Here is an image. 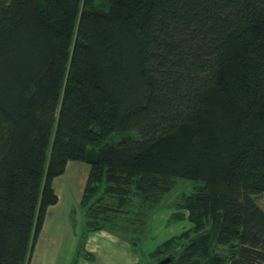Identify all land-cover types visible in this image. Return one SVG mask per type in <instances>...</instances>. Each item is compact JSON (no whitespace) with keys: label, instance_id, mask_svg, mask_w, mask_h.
<instances>
[{"label":"trees","instance_id":"trees-1","mask_svg":"<svg viewBox=\"0 0 264 264\" xmlns=\"http://www.w3.org/2000/svg\"><path fill=\"white\" fill-rule=\"evenodd\" d=\"M69 161L84 229L184 181L154 264H264V0H0V264H29Z\"/></svg>","mask_w":264,"mask_h":264},{"label":"rangeland","instance_id":"rangeland-1","mask_svg":"<svg viewBox=\"0 0 264 264\" xmlns=\"http://www.w3.org/2000/svg\"><path fill=\"white\" fill-rule=\"evenodd\" d=\"M125 135L133 136V133H112L107 143ZM88 171L87 164L69 161L65 171L52 180L57 201L48 207L46 224L35 243L29 264H154L156 259L151 255L154 248L189 227L185 216L182 219L173 217L174 204L180 201L181 194L192 191L190 183L178 181L150 214L139 215L140 225L135 231L127 230L132 220L127 224L124 216L97 220L98 225L88 220L84 229L81 199ZM254 199L264 212V193ZM93 235L92 242L89 237ZM102 235L112 240L109 245L100 243Z\"/></svg>","mask_w":264,"mask_h":264},{"label":"crops","instance_id":"crops-1","mask_svg":"<svg viewBox=\"0 0 264 264\" xmlns=\"http://www.w3.org/2000/svg\"><path fill=\"white\" fill-rule=\"evenodd\" d=\"M47 214L45 215V218H44V222H43V226H44V224H46V219H47ZM43 226H42V228H43ZM94 236V235H93ZM93 236H91V237H89V240L91 239L92 240V242L94 241V239H95V236L93 237ZM93 237V238H92ZM100 243L103 245V246H107V245H109V243H111V241L112 240H109L108 238H106V237H104L103 235L102 236H100ZM130 247V246H129ZM131 249V248H130Z\"/></svg>","mask_w":264,"mask_h":264},{"label":"water","instance_id":"water-1","mask_svg":"<svg viewBox=\"0 0 264 264\" xmlns=\"http://www.w3.org/2000/svg\"><path fill=\"white\" fill-rule=\"evenodd\" d=\"M170 261V258H165L163 260H160L159 262H157V264H168Z\"/></svg>","mask_w":264,"mask_h":264}]
</instances>
